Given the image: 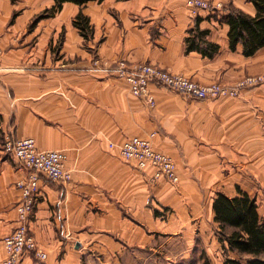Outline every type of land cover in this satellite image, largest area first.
<instances>
[{
    "label": "crops",
    "instance_id": "obj_1",
    "mask_svg": "<svg viewBox=\"0 0 264 264\" xmlns=\"http://www.w3.org/2000/svg\"><path fill=\"white\" fill-rule=\"evenodd\" d=\"M212 1L223 3V10L194 13L186 0L65 2L55 15L34 21L56 0H0V264L3 239L17 226L16 182L26 175L3 148L5 132L34 137L43 150L67 151L73 169L68 183L43 177L30 230L47 256L26 253L21 264H84L89 253L103 257L102 264H123L129 248L147 247L148 229L162 223L152 195L160 207L192 206L199 215L203 185L235 195L246 167L262 175L264 83L219 99L190 98L151 84V106L114 69L120 60L148 62L202 83L225 84L264 73V46L250 56L241 43L232 49L230 26L221 18L233 8L255 15V4ZM80 10L94 25L89 39L73 24ZM197 22L220 45L213 57L187 50L188 30ZM152 133L155 148L178 164L179 188L166 179L151 183V168H137L110 146ZM255 183L241 189L255 196ZM212 209L213 198L207 210L214 219Z\"/></svg>",
    "mask_w": 264,
    "mask_h": 264
},
{
    "label": "built area",
    "instance_id": "obj_2",
    "mask_svg": "<svg viewBox=\"0 0 264 264\" xmlns=\"http://www.w3.org/2000/svg\"><path fill=\"white\" fill-rule=\"evenodd\" d=\"M186 2L194 13L200 8L215 11L224 8L223 3L212 0H186ZM1 54L3 49L0 47V56ZM116 71L128 81L136 96L144 97L152 104L155 103V98L150 90L151 84H161L186 96L204 99L238 96L244 88L264 82V73H261L248 75L231 85L220 82L201 83L156 64L148 62L130 64L126 60L118 62ZM111 146H118L122 156L134 160L139 168L152 167L156 177L162 176L175 181L179 179L175 160L169 154L157 150L148 137L134 135L126 138L121 144L111 143ZM5 147L19 164L28 170V174L17 181L20 190L18 211L21 223L5 238L7 256L4 264H20L26 251H34L42 258L46 256L29 233L27 224L39 197L42 177L63 184L72 179V170L67 166V153L61 150H41L33 137L15 138L8 134Z\"/></svg>",
    "mask_w": 264,
    "mask_h": 264
},
{
    "label": "rangeland",
    "instance_id": "obj_3",
    "mask_svg": "<svg viewBox=\"0 0 264 264\" xmlns=\"http://www.w3.org/2000/svg\"><path fill=\"white\" fill-rule=\"evenodd\" d=\"M92 36H89L88 39ZM1 55H3V54H1ZM99 60H100L99 58H96V57L94 58L95 62H97V61L99 62ZM95 66L98 67L99 65L96 64ZM100 66H104V65H100ZM116 68L117 67L114 68L115 71H116ZM116 73L119 75V73L117 71H116ZM245 77H243V78H245ZM243 78H241V79H243ZM241 79H239V80H241ZM214 82H219V81H214ZM210 83H212V82H210ZM220 83H222V82H220ZM263 83H259L257 85L250 86L247 88H253V87L259 86ZM222 84H225V83H222ZM156 85L164 87L161 84H156ZM225 85H231V84H225ZM129 86H130V84H129ZM130 88H131V86H130ZM164 88H167V87H164ZM247 88H244L243 90H245ZM171 90H173V89H171ZM243 90L240 92V94L238 96H240L242 94ZM238 96H229V97L233 98V97H238ZM138 97H140V96H138ZM187 97H189V96H187ZM140 98L146 100L151 106H154L156 103V100H155V103L152 104L148 99H146L144 97H140ZM154 98H155V96H154ZM190 98H193V97H190ZM219 98H228V96L227 97L226 96L225 97H218V98H204V99H219ZM196 99H198V98H196ZM8 134L15 137V138H23V137H16L13 134V132H5L1 136L2 137V139H1L2 145H3L4 150L7 153L12 154L11 152H8L6 147H5L6 136ZM154 136H155V133H152L151 135L145 136V137L150 138L152 140V143H153V137ZM153 145H154V143H153ZM110 146H111V144H110ZM115 147H118V146H115ZM41 150H43V149H41ZM48 150H61V151H64L65 153H67V151H65L63 149H48ZM119 151H120V149H119ZM163 153H166V152H163ZM120 154H121V152H120ZM166 154H168V153H166ZM67 155H68V153H67ZM68 160H69V155H68ZM126 160H128V159H126ZM128 161L134 162V160H128ZM175 163H176L177 172L179 175V179L177 181L170 180L167 178H163L162 176H161L162 178L156 177L155 172H153L152 167H150L151 168V170L149 171L150 182L156 183L159 180L166 179L167 181H170L174 187L179 188L180 184H181V175H180L179 167H178L176 160H175ZM18 164H19V162H18ZM135 165H136V163H135ZM67 166L72 170V179H73V169L68 165V161H67ZM21 167L24 168L23 166H21ZM136 167L139 168L137 165H136ZM24 169L26 170V175H27L28 170L26 168H24ZM139 169H141V168H139ZM148 169H141V170H148ZM243 171L245 173V178H243V180L240 184H235V185L236 186L240 185L241 188H252L253 189L255 184H256L255 182L256 181L259 182L258 189L255 191L256 192L255 196L251 195L249 192L248 193L251 196L256 198L257 203L259 205V208H258L259 212H260L261 216L264 217V164L262 166V175L261 176H255L253 171L249 167H246L245 170H243ZM24 177H22V178H24ZM257 178H260V179H257ZM42 179H43V177H42ZM229 180L231 181L232 177H230ZM253 181H255V182H253ZM16 186H17V182H16ZM212 186L213 185H211V187H209V185L205 184L201 187L202 188V201H201L202 204L200 205L199 210H200L201 214H199V215H197L199 213V212H197L198 210H196V208H194L192 206H188V208H185V207L179 208L178 205L174 206V207L169 206V205H161V207H160L158 205V202H155V201L153 202V195H152V201H151L152 206L156 207L153 209L154 215L155 216H161L160 220L162 223L161 224H158V223L152 224L154 227L152 226L151 229H148V232L150 234H152V239H151V242L148 244L147 247L142 249V248H139L138 245H135V247L133 246V247L129 248V252L127 253V255L120 258L121 263H123V264H202L204 259L208 258L210 260L211 264H222L225 261V259L228 257L240 258V255L238 253H236L235 251L228 250L224 246V242L221 241L220 235H219V227H218L219 224L217 222H215V220L213 219V216H210V214H208L207 202L211 198H213V201H214V197H215L216 193L219 191H222L221 189H218V188L214 189V187H212ZM222 187L228 189V187L225 184H223ZM242 190H244V189H242ZM252 194H254V192ZM39 196H40V193H39ZM19 197H20V195H19ZM38 201H39V197H38L37 203H38ZM37 203H36V206H37ZM36 206H35V208H36ZM157 206L162 208V209H160V210L157 209ZM16 208H17V213H18L17 226L14 228V230L10 234H12L15 231V229L21 223L19 211H18V202L16 204ZM35 208H34V212H35ZM156 211H157V213H156ZM34 212L30 216V218L28 219L27 224H28L29 233L35 238V236L31 233V230H30V222L32 220ZM213 214H214V210H213ZM175 218H180L181 220L183 219L185 221V223L178 224L176 222H171V220H174ZM194 218H197V219H194ZM10 234H8V235H10ZM8 235H6L3 239L4 246H5V253H6L5 258L7 256L5 238ZM35 240H36V238H35ZM36 243H37L39 249L44 251L40 247V245L38 244L37 240H36ZM225 244L227 245V242ZM26 253H31L34 256H36L37 258L42 259V260H44L47 256V254L45 252L46 256L44 258L39 257L36 254V252H34V251H26L23 254V256ZM23 256H22L20 264L22 263ZM5 258L3 259V264H4ZM102 258L103 257H100V255H98V254H92L91 255V253H89L86 257L85 256L82 257V262L84 264H102L101 261H104ZM104 264H116V263H114V262L112 263V261H110V262H107Z\"/></svg>",
    "mask_w": 264,
    "mask_h": 264
},
{
    "label": "trees",
    "instance_id": "obj_4",
    "mask_svg": "<svg viewBox=\"0 0 264 264\" xmlns=\"http://www.w3.org/2000/svg\"><path fill=\"white\" fill-rule=\"evenodd\" d=\"M90 0H56V4L39 13L34 21L55 15L65 2L84 5ZM102 1V0H98ZM257 13L250 15L239 8H233L221 18L230 26L229 38L232 49L239 43L243 53L254 55L264 46V0H250ZM80 33L88 38L93 35L94 25L90 16L80 10L73 20ZM209 29L200 27L199 22L188 30L187 50H197L205 56L213 57L220 45L208 39ZM255 197L238 187L235 195L224 191L216 193L213 201L214 220L219 224V235L224 246L235 251L240 258L228 257L222 264H264V217L259 212ZM157 213V211H156ZM227 242V245L225 244ZM202 264H211L205 258Z\"/></svg>",
    "mask_w": 264,
    "mask_h": 264
}]
</instances>
